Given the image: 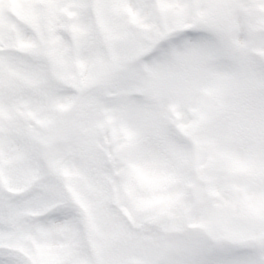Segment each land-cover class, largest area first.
I'll return each mask as SVG.
<instances>
[{
  "label": "rangeland",
  "instance_id": "374dc122",
  "mask_svg": "<svg viewBox=\"0 0 264 264\" xmlns=\"http://www.w3.org/2000/svg\"><path fill=\"white\" fill-rule=\"evenodd\" d=\"M0 12L17 20L2 26L0 54L34 50L25 33L35 28L48 53L38 45L21 75L50 80L30 90L43 98L25 97L15 124L5 118L13 126L0 123V185L21 191L46 157L87 204L95 237L79 212L20 251L36 264L264 261V55H253L264 54V0H0ZM58 75L64 89L51 83ZM58 243L69 245L57 255Z\"/></svg>",
  "mask_w": 264,
  "mask_h": 264
},
{
  "label": "snow or ice",
  "instance_id": "6c2138e0",
  "mask_svg": "<svg viewBox=\"0 0 264 264\" xmlns=\"http://www.w3.org/2000/svg\"><path fill=\"white\" fill-rule=\"evenodd\" d=\"M21 187L11 193L0 185V264H36L33 256L18 249V242L79 219L78 205L67 192L58 167L46 157L36 156L32 179Z\"/></svg>",
  "mask_w": 264,
  "mask_h": 264
},
{
  "label": "bare ground",
  "instance_id": "6f19581e",
  "mask_svg": "<svg viewBox=\"0 0 264 264\" xmlns=\"http://www.w3.org/2000/svg\"><path fill=\"white\" fill-rule=\"evenodd\" d=\"M129 6L131 7V3L129 4Z\"/></svg>",
  "mask_w": 264,
  "mask_h": 264
}]
</instances>
